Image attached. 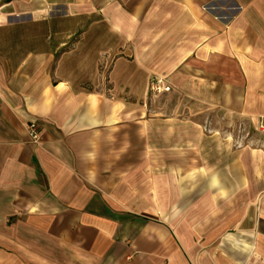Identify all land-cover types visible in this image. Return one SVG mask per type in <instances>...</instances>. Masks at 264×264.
I'll use <instances>...</instances> for the list:
<instances>
[{
	"label": "crops",
	"instance_id": "0c3cea01",
	"mask_svg": "<svg viewBox=\"0 0 264 264\" xmlns=\"http://www.w3.org/2000/svg\"><path fill=\"white\" fill-rule=\"evenodd\" d=\"M260 125L264 0H0V264H264Z\"/></svg>",
	"mask_w": 264,
	"mask_h": 264
},
{
	"label": "built area",
	"instance_id": "2783aa9c",
	"mask_svg": "<svg viewBox=\"0 0 264 264\" xmlns=\"http://www.w3.org/2000/svg\"><path fill=\"white\" fill-rule=\"evenodd\" d=\"M170 89H171L170 85H168L165 79L163 78L154 79L150 84V92L152 94L158 95L163 92H168L170 91ZM259 130L263 134V139L262 141H258V143H261V146L264 148V125H260ZM239 131L241 133L246 132L245 128H240ZM28 132L31 143L38 145L41 140V134H42L41 128L36 123H31L28 125ZM249 136H250L249 132H246L245 135H243L244 138L236 139L235 142L237 144V147L243 146V142H245V140H248Z\"/></svg>",
	"mask_w": 264,
	"mask_h": 264
}]
</instances>
